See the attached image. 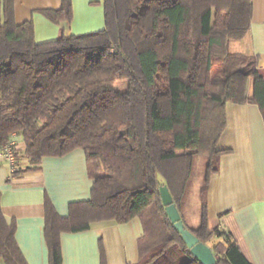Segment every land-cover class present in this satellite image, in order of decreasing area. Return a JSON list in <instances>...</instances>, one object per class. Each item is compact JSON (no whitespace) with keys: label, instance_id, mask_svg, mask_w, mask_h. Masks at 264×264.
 <instances>
[{"label":"trees","instance_id":"trees-1","mask_svg":"<svg viewBox=\"0 0 264 264\" xmlns=\"http://www.w3.org/2000/svg\"><path fill=\"white\" fill-rule=\"evenodd\" d=\"M0 5V148L20 136L28 163L13 174L81 148L93 181L90 199L71 203L66 217L45 199L49 264H62L61 233L134 217L144 231L136 264H175L173 256L202 264L168 218L162 185L200 241L222 238L210 247L214 264H251L235 240L209 230L206 204L209 178L229 152L217 148L226 103H254L264 122L257 57L228 49L249 30L251 0H103L104 29L41 43L31 20L14 22L13 0ZM44 14L56 25L70 22L72 1ZM196 155L207 165L200 221L190 228L181 208ZM14 234L0 209V264H27ZM100 254L107 264L101 244Z\"/></svg>","mask_w":264,"mask_h":264},{"label":"crops","instance_id":"crops-1","mask_svg":"<svg viewBox=\"0 0 264 264\" xmlns=\"http://www.w3.org/2000/svg\"><path fill=\"white\" fill-rule=\"evenodd\" d=\"M71 1L72 20L56 25L44 11L58 10L61 0H13L14 22L21 24L31 20L38 43L54 40L62 32L83 35L104 29L103 0ZM251 4L252 17L247 34L240 40L230 41L228 49L231 53L256 56L257 67L264 75V0H251ZM2 19L0 5V24ZM250 91L249 87L248 93ZM225 109L226 126L217 148L229 152L220 155L218 171L209 178L208 227L210 231L218 229L235 240L251 264H264L263 118L254 103L227 102ZM13 138L17 147L14 169L0 158L1 213L7 224H15L14 238L26 263L49 264L44 238L45 199L50 200L59 216L66 217L71 203L90 199L93 181L81 148L62 157H43L38 171L14 175V171L23 170L28 163L23 154V140L17 135ZM202 184L197 193L199 213ZM186 192L181 208L184 221V211L188 214ZM143 232L141 219L134 217L123 224L101 221L91 224L85 231L61 233L62 264H100V244L107 264H136L138 242ZM220 241L222 238L214 236L207 245L212 247Z\"/></svg>","mask_w":264,"mask_h":264},{"label":"water","instance_id":"water-1","mask_svg":"<svg viewBox=\"0 0 264 264\" xmlns=\"http://www.w3.org/2000/svg\"><path fill=\"white\" fill-rule=\"evenodd\" d=\"M159 191L168 218L175 229L181 234L191 254L202 264H214L216 259L212 249L206 243L200 241L189 229L185 227L181 219V215L173 202V198L168 187L166 185H162Z\"/></svg>","mask_w":264,"mask_h":264},{"label":"rangeland","instance_id":"rangeland-1","mask_svg":"<svg viewBox=\"0 0 264 264\" xmlns=\"http://www.w3.org/2000/svg\"><path fill=\"white\" fill-rule=\"evenodd\" d=\"M207 165L206 157L202 155H196L193 160V169L191 178L188 183V188L185 196V203L188 207V214L184 211L185 223L188 227H195L199 222V208L196 206L197 193L199 186L202 184L204 171ZM174 263L176 264L178 259L173 256Z\"/></svg>","mask_w":264,"mask_h":264},{"label":"built area","instance_id":"built-area-1","mask_svg":"<svg viewBox=\"0 0 264 264\" xmlns=\"http://www.w3.org/2000/svg\"><path fill=\"white\" fill-rule=\"evenodd\" d=\"M13 137L8 142H6L2 148H0V158L8 161L11 164L12 169H14V159L17 150L16 142Z\"/></svg>","mask_w":264,"mask_h":264}]
</instances>
